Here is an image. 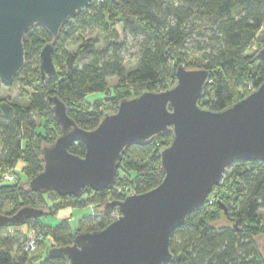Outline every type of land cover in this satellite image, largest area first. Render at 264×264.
I'll use <instances>...</instances> for the list:
<instances>
[{
    "label": "trees",
    "instance_id": "1",
    "mask_svg": "<svg viewBox=\"0 0 264 264\" xmlns=\"http://www.w3.org/2000/svg\"><path fill=\"white\" fill-rule=\"evenodd\" d=\"M117 25L142 37L134 67L126 63ZM95 31L104 35L102 49L92 37ZM259 33L263 34L262 42L253 49ZM191 40L197 42L195 50L188 47ZM52 41L58 73L42 81L40 51ZM71 42L77 45L76 50L69 49ZM263 45L264 0H92L62 26L56 39L42 25L32 26L24 37L25 63L13 83L30 90L23 91L28 101L10 102L14 106L11 118L0 113V175L22 161L24 176L14 170L16 180L0 185V199L14 204L11 210L0 213L11 216L22 207L33 206L44 209L43 215H58L60 210L88 204L94 212L84 216L78 228L71 226L72 214L56 226L42 221L43 215L0 226V264H31L37 259L31 254L42 243L47 249L71 244L78 232L105 227L114 219L103 211L109 200L124 199L131 191H148L165 175L160 151L170 144L171 130L147 144L129 145L110 190L87 188L79 197L29 190L26 182L42 168L43 146L52 143L61 130L50 96L58 95L67 104L68 114L83 128L92 129L105 113L116 111L122 99L143 90L169 88L176 80L177 66L184 64L209 70L200 104L219 111L264 81V60L256 58ZM111 77L118 78L114 90L109 87ZM97 92L105 95L88 99ZM69 150L84 155L86 147L75 142ZM122 187L128 190L120 191ZM223 214L226 224L219 223ZM31 229L39 233L38 247L27 251ZM171 250L174 259L165 264H264V162L233 161L205 204L173 232ZM39 264H69V259L46 254Z\"/></svg>",
    "mask_w": 264,
    "mask_h": 264
},
{
    "label": "water",
    "instance_id": "2",
    "mask_svg": "<svg viewBox=\"0 0 264 264\" xmlns=\"http://www.w3.org/2000/svg\"><path fill=\"white\" fill-rule=\"evenodd\" d=\"M91 2L0 0L1 83L12 86L24 66V37L32 26L42 25L56 39L62 26ZM54 50L52 41L40 51L42 81L57 76ZM256 58L264 60V45ZM209 79V70L180 64L169 88L143 90L122 99L117 110L105 113L92 129L80 126L58 95L50 96L61 130L52 143L43 146L42 168L26 182L29 190L76 197L87 188L110 190L129 145L147 144L165 130H171L173 137L160 151L165 173L160 184L109 200L103 211L118 208L120 216L103 228L78 232L71 244L50 247L49 258L67 257L69 264L168 263L174 259L173 232L205 204L227 167L235 160L264 162V81L241 100L217 111L200 104ZM0 113L11 118L14 106L4 101ZM75 142L85 144L84 155L69 150ZM44 212L25 206L11 216L0 213V226L38 218Z\"/></svg>",
    "mask_w": 264,
    "mask_h": 264
},
{
    "label": "rangeland",
    "instance_id": "3",
    "mask_svg": "<svg viewBox=\"0 0 264 264\" xmlns=\"http://www.w3.org/2000/svg\"><path fill=\"white\" fill-rule=\"evenodd\" d=\"M117 29L119 30V33H120V42L123 45L122 53L126 59V63H127L129 68L134 67L136 60H137V57H138V52H139L140 42H141L142 37L132 35L129 32H124L121 25H117ZM262 35H263L262 33H259V35L256 39V42L253 45V49H257L259 44L262 42L261 41ZM92 37L98 39V44H97L98 49L104 48L105 39H104V35L101 32L95 31L92 34ZM194 37H196V39H201L202 41H204L206 39L200 35H195ZM188 47L192 48V50H195L194 48H197L196 40H191L188 43ZM69 49L70 50H76L77 45L74 44V42H71V44L69 45ZM84 60L85 59H82L81 62H83ZM117 82H118L117 77H111L109 79V87L114 90ZM24 90L30 91L28 88H24L23 86H20V85L5 86V85L1 84L0 85V100L8 101L11 103L24 104L28 101V98H26V96L23 95ZM104 95H105V93L97 92V93H93V94L88 95V99H95V98L102 97ZM37 120H38V122L41 121L39 116H37ZM22 164H23L22 161H20L13 170H15L23 178L24 175H23V172L21 171ZM47 197H48V195H45V198H47ZM13 207H14V204L11 201H8L6 199H4V200L0 199V210H2V212L9 211ZM64 211H67V213H69V211H71V214H72V218L70 220L71 226L73 228H78L80 226V222L83 219V217L86 215L93 214L94 209L92 208V206L90 204H88L85 206H76V207H73L72 209L67 208V209H64ZM96 211H97V209H96ZM61 213L65 214L66 212H63V210H60L57 213L58 215L45 214L41 217V219L46 224L56 226L61 221V218H62V217H60ZM223 215H224V218L219 222L220 224L228 223V219L226 218L225 214H223ZM47 250L48 249L46 247V244H43V243L40 244L37 252L31 254V255L37 257V259L31 264H39L41 259L44 256H46Z\"/></svg>",
    "mask_w": 264,
    "mask_h": 264
},
{
    "label": "built area",
    "instance_id": "4",
    "mask_svg": "<svg viewBox=\"0 0 264 264\" xmlns=\"http://www.w3.org/2000/svg\"><path fill=\"white\" fill-rule=\"evenodd\" d=\"M16 180V175H15V172L13 170V168H6L4 170V172L2 173V175H0V185L2 183H5V182H12ZM123 189L125 190H128V188H120V191H122ZM133 192H129V194H132ZM63 212H66L67 211H64L63 209ZM64 214V213H61L60 217H68V216H71V211H69V213L67 214ZM113 218H116L118 216H120V211L118 208H115L112 212H111ZM38 236H39V233L37 230L35 229H31V236L30 238L28 239L27 243H26V246H25V249L27 251H34L37 249L38 247ZM41 236V235H40Z\"/></svg>",
    "mask_w": 264,
    "mask_h": 264
}]
</instances>
